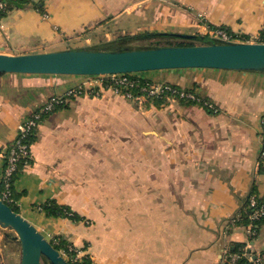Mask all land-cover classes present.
Returning <instances> with one entry per match:
<instances>
[{"label":"crops","instance_id":"0c3cea01","mask_svg":"<svg viewBox=\"0 0 264 264\" xmlns=\"http://www.w3.org/2000/svg\"><path fill=\"white\" fill-rule=\"evenodd\" d=\"M33 2L0 16V53L129 38L157 44L177 39L157 34L207 36L213 28L264 36V0ZM138 75L189 90L211 106L170 100L147 108L111 90L66 98L41 122L32 163L14 183L19 213L93 264H221L233 244L264 250V224L251 239L242 220L249 196L264 198V74L187 68ZM84 77L1 74L0 150L14 142L22 120ZM3 171L0 165V185ZM50 201L80 221L48 217L42 207ZM3 235L0 264H20L17 242Z\"/></svg>","mask_w":264,"mask_h":264},{"label":"water","instance_id":"95a60500","mask_svg":"<svg viewBox=\"0 0 264 264\" xmlns=\"http://www.w3.org/2000/svg\"><path fill=\"white\" fill-rule=\"evenodd\" d=\"M193 40L191 46H135L71 48L59 51L0 53V74L99 76L142 72L212 68L264 74V43L222 41L203 35L157 34ZM136 40V38H129ZM112 43V42H110ZM0 232L20 248V264H70L22 214L0 198ZM3 235V236H4Z\"/></svg>","mask_w":264,"mask_h":264},{"label":"built area","instance_id":"2783aa9c","mask_svg":"<svg viewBox=\"0 0 264 264\" xmlns=\"http://www.w3.org/2000/svg\"><path fill=\"white\" fill-rule=\"evenodd\" d=\"M7 7V1L0 0V16L2 13L6 12ZM48 18V14L43 13V19ZM207 37L222 41L264 43V36H255L251 39H245L235 36L222 28L210 29ZM135 76H138V74L85 76L84 82L70 89L65 97H53L50 102L38 108L30 116L22 120L18 125V135L14 140V146L8 156V163L5 165L2 174L3 188L0 189V198L6 203H17L12 197L13 175L17 171L22 160L25 161L26 166H28L29 161L32 160V145L28 143V137L40 126L45 115L53 112L58 105L64 104L66 98L80 97L83 95L99 97L107 90H111L119 95H124L129 99H139L135 98L130 92L123 93V89L138 85V81L132 79ZM142 90L148 92L150 96H162L167 92H172L177 93L180 98L195 99L192 93L186 92L185 90H175L173 87L163 83H148L146 86L142 87ZM262 137L263 148L261 159L264 160V118L262 120ZM4 157V150H0V165H2ZM247 203L250 209L248 222L246 223L247 232L251 239H255L258 236V223L264 218V198L251 195ZM70 252L73 253L69 254L70 260L67 259L69 262L71 261L73 264H85L87 257H81V252L73 249ZM89 264L93 263L89 261ZM221 264H264V250L255 252L251 245L247 244L242 247L241 252L232 253L230 247H227L223 252Z\"/></svg>","mask_w":264,"mask_h":264},{"label":"trees","instance_id":"16d2710c","mask_svg":"<svg viewBox=\"0 0 264 264\" xmlns=\"http://www.w3.org/2000/svg\"><path fill=\"white\" fill-rule=\"evenodd\" d=\"M5 1H7L8 7H7L6 12L2 13V16L6 15L8 10L13 9L18 4H20V2H30V3L34 4L33 0H5ZM37 8H38V6H37ZM166 42L169 43L170 41H166ZM130 43H132V41L130 39H124V40L119 41V42L109 43V45L112 46V47H119V46L129 45ZM170 46H173V45H170ZM174 46H191V45H189V44H187V45L186 44H181V45H174ZM132 79L137 80L138 81V83H137L138 85H136L134 87H129V88L123 89V91H124L123 93L130 92V93H132V95L135 98L143 97L146 100L145 101V105H146L147 108H150V107L161 108V107L167 106L169 104L170 100H178L181 103L186 104V105H200V106H204V107L208 108L207 107L208 105L207 106L205 105L206 101L205 102H203L202 100L200 101V100H198L199 98H197V97L194 100L193 99H188V98H180L177 93H172V92H167V93L163 94L162 96L161 95L160 96H150L148 94V92L142 90V87L146 86V84H148V83H153L151 80L146 79L144 77H140L139 75L133 77ZM163 84L169 85V86L173 87L175 90H178V91L179 90H183L182 88H180L178 86H175V85H172V84H168V83H163ZM185 91L189 92V93H192L189 90H185ZM207 104H209V103H207ZM61 105H63V104H61ZM61 105H58L55 108V110L58 109ZM48 115H45L44 118L46 116H48ZM37 132H38V128L35 129L33 131V133L28 137V143H30L31 145H33L35 143V141H36ZM13 146H14V142L11 143L4 150V156L5 157L2 160L3 161L2 162L3 167H5V165H7V163H8V156H9L10 151H11ZM31 163H32V160L29 161L28 165H30ZM25 166H26L25 161L22 160L20 162V164H19V167H18L17 171L13 175V181L14 182H13L12 197L14 198V200L16 202L18 201V196L16 195L15 190H14V183H15L16 179L20 176V174L23 172ZM2 188H3V184L1 183L0 189H2ZM251 195H256L259 198H262L258 194H256L255 192H253ZM7 204L10 205V207L14 211L19 213V207L17 206V204H13V203H9V202ZM42 211H44V213L48 217L68 218V219H71L73 221H80V217L77 214L72 213L70 210H68V208H66L65 206H61L60 204H58L55 201H50L47 204H45L42 207ZM249 212H250V209H249V206H248V203H247L246 207L244 209L243 216H242V220L244 222H246V223L248 222ZM262 224H264V218L258 223V231H259V229H260ZM61 241H62L61 244L54 245V246L60 251L61 250H65L69 254L73 253V252L69 251L68 243L66 241H64V240H61ZM242 247H243V244H233V245L230 246V249H231L232 253H238V252H241ZM241 261H243V260H241ZM70 264H73V263H71V261H70ZM85 264H89V259L88 258H86Z\"/></svg>","mask_w":264,"mask_h":264},{"label":"rangeland","instance_id":"374dc122","mask_svg":"<svg viewBox=\"0 0 264 264\" xmlns=\"http://www.w3.org/2000/svg\"><path fill=\"white\" fill-rule=\"evenodd\" d=\"M181 44H189V45H200L201 43L200 42H197V41H193V40H184V39H173L172 41H170L169 43L168 42H161L159 41L157 44H152L151 42H148V41H135V42H132L130 43L129 45H135V46H147V45H159V46H170V45H181ZM106 44H100L98 45L97 47H103L105 46ZM140 77H143V76H140ZM113 92V91H112ZM114 93V92H113ZM115 95H118V96H122V95H119V94H116L114 93ZM130 100V99H129ZM139 100L141 101H146L143 97H140ZM139 100H132V101H139ZM17 206H18V201H17ZM82 221V219H81ZM88 221V220H87ZM59 238L58 236L57 237H49V241L52 242V244L54 245H59L62 243L61 239ZM68 243V242H67ZM68 249L69 251H71L72 249L73 250H78L79 252H81V257H86V255L82 252V250H79L77 249L76 247H74L73 245H71V243H68ZM61 252L64 254V256L66 257V259L70 260V257H69V253L66 252L65 250H61ZM42 264H47L46 262H42Z\"/></svg>","mask_w":264,"mask_h":264}]
</instances>
